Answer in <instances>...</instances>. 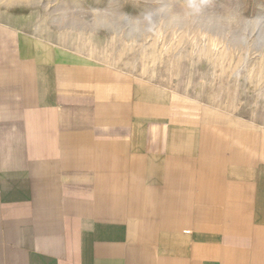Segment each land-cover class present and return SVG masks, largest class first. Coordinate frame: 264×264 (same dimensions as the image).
<instances>
[{
	"label": "crops",
	"instance_id": "1",
	"mask_svg": "<svg viewBox=\"0 0 264 264\" xmlns=\"http://www.w3.org/2000/svg\"><path fill=\"white\" fill-rule=\"evenodd\" d=\"M253 122L0 20V264H264Z\"/></svg>",
	"mask_w": 264,
	"mask_h": 264
},
{
	"label": "rangeland",
	"instance_id": "2",
	"mask_svg": "<svg viewBox=\"0 0 264 264\" xmlns=\"http://www.w3.org/2000/svg\"><path fill=\"white\" fill-rule=\"evenodd\" d=\"M108 4L109 0H0V20L122 67L141 79L152 78L174 90L182 89L205 103L253 119V123H264V54L234 49L195 29L161 28L129 40L123 33H59L49 26V14L60 9L77 5L103 9ZM156 6L153 0H127L121 10L141 16ZM243 7L247 16L264 15V0H243ZM213 37L221 49H213Z\"/></svg>",
	"mask_w": 264,
	"mask_h": 264
},
{
	"label": "clouds",
	"instance_id": "3",
	"mask_svg": "<svg viewBox=\"0 0 264 264\" xmlns=\"http://www.w3.org/2000/svg\"><path fill=\"white\" fill-rule=\"evenodd\" d=\"M126 2L109 0L108 7L103 9L79 5L63 8L49 14L48 23L59 33H123L129 40H139L161 28L195 29L217 37L234 49L264 54V15H245L243 0H153L157 6L141 16L122 11Z\"/></svg>",
	"mask_w": 264,
	"mask_h": 264
},
{
	"label": "bare ground",
	"instance_id": "4",
	"mask_svg": "<svg viewBox=\"0 0 264 264\" xmlns=\"http://www.w3.org/2000/svg\"><path fill=\"white\" fill-rule=\"evenodd\" d=\"M194 41H196V40H194ZM194 43V42H193ZM196 43V42H195ZM219 41L217 40V38L215 39L214 37H213V39L211 40V46L213 47V49L215 50V49H217V48H220L219 47ZM196 45V44H195ZM197 48V47H196ZM222 48V47H221ZM220 48V49H221ZM219 50V49H218ZM215 53V52H214ZM218 54V53H217ZM216 55V54H215ZM207 109H209V107L207 108Z\"/></svg>",
	"mask_w": 264,
	"mask_h": 264
}]
</instances>
